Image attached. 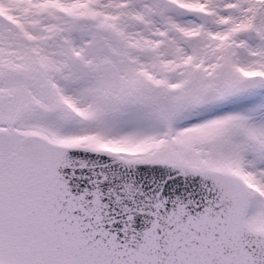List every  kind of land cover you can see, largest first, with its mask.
Instances as JSON below:
<instances>
[{
	"label": "snow or ice",
	"instance_id": "6c2138e0",
	"mask_svg": "<svg viewBox=\"0 0 264 264\" xmlns=\"http://www.w3.org/2000/svg\"><path fill=\"white\" fill-rule=\"evenodd\" d=\"M0 264H264V0H0Z\"/></svg>",
	"mask_w": 264,
	"mask_h": 264
}]
</instances>
